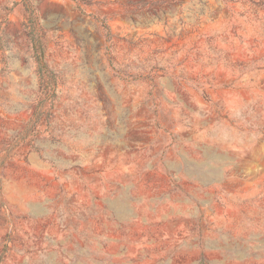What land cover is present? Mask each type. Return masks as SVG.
<instances>
[{
	"label": "rangeland",
	"instance_id": "obj_1",
	"mask_svg": "<svg viewBox=\"0 0 264 264\" xmlns=\"http://www.w3.org/2000/svg\"><path fill=\"white\" fill-rule=\"evenodd\" d=\"M0 0V264H264V0Z\"/></svg>",
	"mask_w": 264,
	"mask_h": 264
},
{
	"label": "trees",
	"instance_id": "obj_2",
	"mask_svg": "<svg viewBox=\"0 0 264 264\" xmlns=\"http://www.w3.org/2000/svg\"><path fill=\"white\" fill-rule=\"evenodd\" d=\"M176 1H177L179 4L182 2V0H163L162 2L168 4V3L176 2ZM199 1H200V0H199Z\"/></svg>",
	"mask_w": 264,
	"mask_h": 264
}]
</instances>
